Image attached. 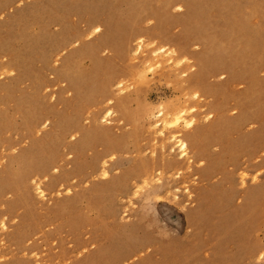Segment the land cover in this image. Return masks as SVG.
Masks as SVG:
<instances>
[{"label":"rangeland","instance_id":"374dc122","mask_svg":"<svg viewBox=\"0 0 264 264\" xmlns=\"http://www.w3.org/2000/svg\"><path fill=\"white\" fill-rule=\"evenodd\" d=\"M0 264H264V0H0Z\"/></svg>","mask_w":264,"mask_h":264},{"label":"bare ground","instance_id":"6f19581e","mask_svg":"<svg viewBox=\"0 0 264 264\" xmlns=\"http://www.w3.org/2000/svg\"><path fill=\"white\" fill-rule=\"evenodd\" d=\"M163 5V4H162ZM182 20V19H181ZM186 20V19H185ZM197 22V21H196ZM99 30V29H97ZM188 30V29H187ZM185 46V45H184ZM183 46V47H184ZM182 47V46H181ZM182 47V48H183ZM181 48V49H182ZM204 51V50H203ZM181 52V51H180ZM184 52V51H183ZM190 53V52H189ZM197 53V52H196ZM172 58V57H171ZM174 58V57H173ZM187 64L185 62H182L180 64L177 65V68L176 70H178V72H181V70H184L186 68ZM199 73V72H198ZM198 77V75H197ZM200 79V77H199ZM197 79V80H199ZM193 80V78H192ZM195 80V79H194ZM195 80V81H197ZM193 82V81H191ZM199 82V81H198ZM203 89V88H202ZM139 92V91H138ZM121 103V102H120ZM127 104V103H125ZM120 105V104H118ZM126 106V105H125ZM127 107V106H126ZM194 113L196 112V108L194 106H191L187 109H179L175 112H172L169 115H164V112L162 111H159V114L158 116L161 117V119L159 120V122L157 121V125H161L162 126V133L165 134L166 132L168 133H172L169 137V140L171 141V144H170V149L171 151H169V153H175L176 152V148L175 147H179V149L181 150V154L179 155V158L180 159H183L185 160L187 157H188V153H187V142H185L184 140H180L179 138V134L177 133V131L180 130V128L182 126H187V127H190V126H193L194 125V121L193 120H189L187 119V116L189 113ZM48 113V112H47ZM110 114V113H109ZM156 125V126H157ZM96 129V128H95ZM99 134V133H98ZM170 155V154H168ZM102 170V169H101ZM100 170V171H101ZM89 171V170H88ZM141 174H143L144 171H140ZM49 174V173H48ZM108 176V173L106 171H104L103 173V178H106ZM71 182V181H70ZM69 184V183H68ZM47 210V209H46ZM194 216V215H193ZM192 217V216H190ZM194 222V221H193ZM195 223V222H194ZM14 248V247H13Z\"/></svg>","mask_w":264,"mask_h":264}]
</instances>
